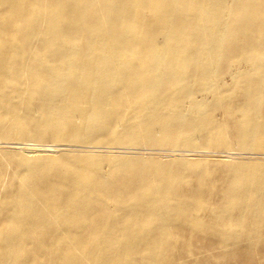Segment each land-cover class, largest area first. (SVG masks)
Returning a JSON list of instances; mask_svg holds the SVG:
<instances>
[{"label": "bare ground", "instance_id": "bare-ground-1", "mask_svg": "<svg viewBox=\"0 0 264 264\" xmlns=\"http://www.w3.org/2000/svg\"><path fill=\"white\" fill-rule=\"evenodd\" d=\"M0 264H264V0H0Z\"/></svg>", "mask_w": 264, "mask_h": 264}, {"label": "rangeland", "instance_id": "rangeland-1", "mask_svg": "<svg viewBox=\"0 0 264 264\" xmlns=\"http://www.w3.org/2000/svg\"><path fill=\"white\" fill-rule=\"evenodd\" d=\"M25 142L38 143L37 141H28V140L25 141ZM49 143H53V142H49ZM52 148L53 149L51 151H49V150L48 151H42V153L43 152H44V154H54V153H56L57 151L54 152L55 151L54 150L55 147H52ZM58 148H60V147H58ZM144 151H145V153H149V150H147V149H144L143 151L141 150V152H144ZM236 151H237L236 149L230 148V147L229 148H227V147H225V148L195 147V148H192V150H189V152L187 151L186 154H200V155L194 156V158H199V159L203 158V157L204 158H207V157L209 158L210 157V156H208L209 154L220 155L221 156L220 158L217 157V156H211V157H213V158L215 157V159H220V160H225V161H232L233 158H234V154H232V153H234ZM222 158H224V159H222Z\"/></svg>", "mask_w": 264, "mask_h": 264}]
</instances>
